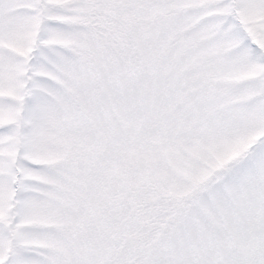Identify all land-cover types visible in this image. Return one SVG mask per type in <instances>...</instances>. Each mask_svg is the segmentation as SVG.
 Masks as SVG:
<instances>
[{
    "label": "snow or ice",
    "instance_id": "1",
    "mask_svg": "<svg viewBox=\"0 0 264 264\" xmlns=\"http://www.w3.org/2000/svg\"><path fill=\"white\" fill-rule=\"evenodd\" d=\"M0 264H264V0H0Z\"/></svg>",
    "mask_w": 264,
    "mask_h": 264
}]
</instances>
